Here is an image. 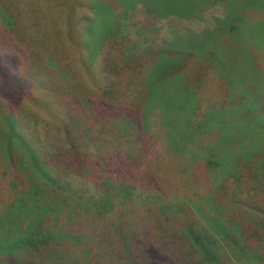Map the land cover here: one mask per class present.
<instances>
[{
  "label": "rangeland",
  "instance_id": "rangeland-1",
  "mask_svg": "<svg viewBox=\"0 0 264 264\" xmlns=\"http://www.w3.org/2000/svg\"><path fill=\"white\" fill-rule=\"evenodd\" d=\"M159 1L0 0V77L4 82L1 84L3 88H0V184H13L16 180L13 166L9 165V151L12 139L21 142L19 134H24L27 145L36 151L41 161L45 163L51 160L48 163L51 168L61 166L65 170L66 166L59 161L73 156L67 149V131L65 133L67 127L72 128L67 103L71 101L76 106L75 117L78 121L98 127L96 135L99 140L87 142V146L78 149V154L88 151L105 157L120 155L125 166H128L127 161L134 160L140 153L142 142L135 134L134 126L127 121V113L115 108L110 123L98 122L89 97L104 96L111 104L136 107V103L144 100H141V95L137 96V89L141 87L138 82L143 81L142 88L147 90L145 81L147 76L150 78L151 70L135 67V59L142 56L145 65L151 66L152 57L168 49L173 39L185 43L189 30L197 33L215 30V41H219V35L233 41L228 35L231 36L234 30V38L242 39L240 48L231 49L230 52L233 55L241 54L229 69L240 74L237 81L242 87L235 97L230 96L219 106L233 117L239 113L231 114L230 107L242 104V118L235 122L228 120L229 136H238L231 140L232 143L229 141L228 148L235 149L234 153L240 150L241 154L237 156L238 168L231 169L222 164L223 167L206 173V177H209L207 180L213 196L211 213L220 217L228 227L235 224L240 215L247 223L240 224L237 227L240 233L235 231L233 234L239 243L226 241L225 238L216 239L222 248L216 261L217 264H264V0H211L202 4L199 14L194 16L168 13L167 5L163 6ZM106 45L115 48L126 65L134 67L125 72L115 68H112V72L111 69L106 72L103 51ZM198 61L200 69L203 61ZM11 63H15L14 66L6 71V64ZM195 70L187 67L181 74L182 79H187L185 84L180 85L184 96L190 94L187 84L191 80L196 82L200 94L201 81ZM99 72L104 78L101 81L103 88L96 86L91 78L94 76L97 79ZM227 82L223 84L226 90ZM81 123L79 129L83 128L84 124ZM147 124L156 136L164 132V123L156 113L149 115ZM253 124L256 126L254 129ZM198 137V134L194 137L195 147H201L207 136ZM216 138L213 142L219 140ZM164 153L165 150L160 147L155 157L148 156L137 166L136 171L142 176L133 181L123 202L144 205L152 200L153 204H162V200L171 198L165 203L171 207L169 205L173 206L184 199L180 192L170 190L166 185L174 178L191 180L194 193L206 195L202 189V185H208L206 179L197 180L192 175L196 164L187 162L178 170L166 165L168 169H165L161 159ZM226 168L230 169L227 174ZM148 172H154L160 178L159 185L148 184ZM222 172L225 175H221ZM62 173L74 186L76 195L84 198L101 195L90 179L74 169ZM188 176L193 178L189 179ZM112 186L119 188L116 183H112ZM0 188L3 189L1 212L8 206L10 187ZM20 191L12 193L11 198L15 200ZM64 217L65 214L62 220ZM103 223L102 232H98L97 236L108 237L110 220ZM90 239L85 237L83 241ZM82 245H86V242ZM78 251L88 254V250ZM73 264H83L82 258L77 257Z\"/></svg>",
  "mask_w": 264,
  "mask_h": 264
},
{
  "label": "trees",
  "instance_id": "trees-1",
  "mask_svg": "<svg viewBox=\"0 0 264 264\" xmlns=\"http://www.w3.org/2000/svg\"><path fill=\"white\" fill-rule=\"evenodd\" d=\"M178 1L159 2L163 6L167 5L168 13L194 16L199 14L202 4L211 0ZM170 3L175 5L172 7ZM189 31L185 43L173 39L168 49L152 57L151 66L145 65L142 56L134 60L135 67L150 69L154 76L152 79L151 75L150 78L147 76V90L142 88L143 81L138 82L140 88L135 82L139 88L137 96L141 95V100L144 99L136 103V107L111 104L104 96L89 97L93 107L89 106L99 118L98 122L110 123L111 117L115 115L113 110L116 109L127 113V121L134 126L135 134L142 142L140 153L134 160L127 161L128 166H125L120 155L105 157L88 151L78 154V149L87 146L90 141L99 140V137L96 135V124L87 126L90 123L83 121L84 126L75 117L76 106L73 101L67 102L72 128L65 129L67 149L73 156L59 161L66 166L65 170L61 166L51 168L48 165L51 160L45 163L41 161L36 151L27 145L24 134H19L21 142L12 139L9 165L13 166L16 180L13 184H0V187H10V198L8 201L5 198L8 206L0 212V264H73L77 257L82 258L83 264H217L218 252L222 249L216 240L218 237L219 240L225 238L226 241L240 242L233 234L235 231L240 233L237 227L247 223V220L240 215L239 220L228 227L220 217L211 213L213 196L206 173L216 167H223L222 164L231 169L238 168L237 156H240L241 151L234 153L235 149L228 148L229 141L238 136H229L228 120L235 122L242 118V104L230 107L231 114L239 113L233 117L219 105L230 96L235 97L241 90L242 85L237 81L240 74L229 68L241 54L238 52L233 55L230 50L239 49L242 38H234V30L231 36L228 35L233 41L220 35L219 41H215V30L208 29L201 33ZM103 51L106 72L110 69L112 72V68L125 72L134 67L126 65L115 48L106 45ZM198 60L203 61L200 69ZM14 64H6V71L12 69ZM187 67L196 69L201 81L200 94L196 82L191 80L187 84L190 94L182 95L180 85L185 84L187 79H182L181 74ZM100 72L97 79L94 76L91 78L95 80L96 86L103 88L101 81L104 78ZM224 81H228L229 86L232 84L230 88L226 85L227 90L223 87ZM3 83L0 77V88H3ZM153 113L164 123V132L158 136L152 133L147 124L149 115ZM79 123L83 125L82 129H79ZM255 127L253 124V129ZM197 134L199 137L207 136L201 147L194 146ZM246 135L250 137L248 132ZM215 137L219 140L213 142ZM160 147L165 150V155L161 156L163 168L169 165V168L172 166L178 170L187 162L196 164L192 175L197 180L206 179L208 185H202L206 195L201 196L199 192L196 195L191 189V180L174 178L166 185L170 190L180 192L184 199L173 206L169 205L171 207L165 204L171 198L164 197L161 198L164 199L162 204H153L152 200L144 205L123 202L133 181L142 176L136 171L137 166L146 157H155ZM229 168H226V174ZM68 169H74L90 179L101 195L87 198L76 195L74 186L62 173ZM4 170L11 172L6 168ZM148 174V184L159 185L160 178L154 172ZM221 175H225V172ZM193 177L188 176L189 179ZM109 180H112L111 183ZM112 183L118 184L119 188L113 187ZM19 189L21 191L14 200V197L11 198L12 193ZM2 192L0 188V197ZM63 214L65 217L62 220ZM109 220L108 237L98 235V238L103 222ZM85 237H90V242L83 241ZM84 242L86 245H82ZM81 249L84 252L88 250V254L80 253L78 250Z\"/></svg>",
  "mask_w": 264,
  "mask_h": 264
}]
</instances>
